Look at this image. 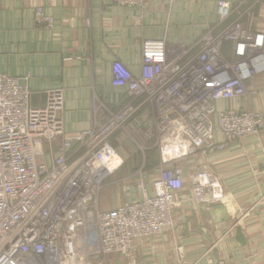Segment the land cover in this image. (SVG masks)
<instances>
[{
  "label": "built area",
  "instance_id": "1",
  "mask_svg": "<svg viewBox=\"0 0 264 264\" xmlns=\"http://www.w3.org/2000/svg\"><path fill=\"white\" fill-rule=\"evenodd\" d=\"M240 6L218 0L217 20L188 44L167 33L143 38L139 76L119 59L112 64V84L126 87L128 100L117 109L101 103L94 124L79 131L66 129L62 89L48 90L45 105L33 106L26 84L0 75V264H110L113 255L142 264L138 240L174 224L190 169L184 159L264 131L261 110L230 103L264 71V33L252 28L255 4ZM141 119L152 122L141 125L140 139H155L159 169L124 177L119 134L136 136ZM193 169L191 199H221L213 174ZM117 187L135 191L103 209L107 191Z\"/></svg>",
  "mask_w": 264,
  "mask_h": 264
},
{
  "label": "crops",
  "instance_id": "2",
  "mask_svg": "<svg viewBox=\"0 0 264 264\" xmlns=\"http://www.w3.org/2000/svg\"><path fill=\"white\" fill-rule=\"evenodd\" d=\"M226 1L241 9L254 3L252 28L264 33V0ZM217 2L143 0L141 8L113 0H0V75L26 84L33 106L45 105L48 90L62 89L67 131L89 128L101 103L117 109L129 98L126 87L112 84L116 59L139 76L143 38L167 33L170 41L191 43L217 20ZM230 103L264 113V71ZM141 125L152 122L137 123L139 138ZM263 147L264 131L223 150L185 158L190 169L173 210L174 224L150 240H138L141 263L264 264ZM202 166L222 190V198L212 203L190 197V170ZM110 264L123 262L113 255Z\"/></svg>",
  "mask_w": 264,
  "mask_h": 264
},
{
  "label": "rangeland",
  "instance_id": "3",
  "mask_svg": "<svg viewBox=\"0 0 264 264\" xmlns=\"http://www.w3.org/2000/svg\"><path fill=\"white\" fill-rule=\"evenodd\" d=\"M166 3L168 5H171L170 0H166ZM118 5H120V3ZM133 6L143 8L144 3H139L138 5L134 4ZM119 138L122 141L117 142V144L120 146V151L127 157L126 158L127 169L123 171L124 177H130L135 172H137V170L141 167H143L144 169L152 168V173L154 171L155 173L158 172L160 165V155L155 139L149 140L148 142H144L137 135L133 137H129L128 135H126V133L123 132L119 134ZM139 145L141 147H139ZM142 152H145V155L147 156L145 159L143 158ZM137 153L139 157L135 158L134 154ZM263 160H264V147H263ZM153 175L154 174H152V176ZM129 187H132V189L134 188L136 189V184L134 183V185H130ZM132 191L133 192H131V190L128 189L123 190L121 187L112 188L108 190L106 195V198L108 196V199L105 204H102L101 207L103 209L111 208L113 205L117 203L118 200H123L125 198V194L128 195L126 197H129L130 193H134L135 190Z\"/></svg>",
  "mask_w": 264,
  "mask_h": 264
},
{
  "label": "trees",
  "instance_id": "4",
  "mask_svg": "<svg viewBox=\"0 0 264 264\" xmlns=\"http://www.w3.org/2000/svg\"><path fill=\"white\" fill-rule=\"evenodd\" d=\"M134 156H135V158H136V157H139V156H138V153H137V154H134ZM124 169H125V170L127 169V164H126V163H125V165H124ZM148 170H152V168H149Z\"/></svg>",
  "mask_w": 264,
  "mask_h": 264
}]
</instances>
